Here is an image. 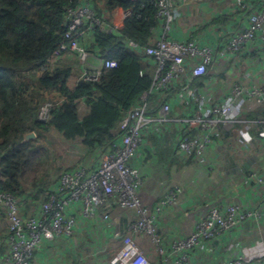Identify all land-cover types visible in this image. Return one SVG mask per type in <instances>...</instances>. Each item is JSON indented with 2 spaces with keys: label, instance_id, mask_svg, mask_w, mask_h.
<instances>
[{
  "label": "built area",
  "instance_id": "built-area-1",
  "mask_svg": "<svg viewBox=\"0 0 264 264\" xmlns=\"http://www.w3.org/2000/svg\"><path fill=\"white\" fill-rule=\"evenodd\" d=\"M155 1L158 17L163 21L160 38H153L144 48L129 42L133 51L154 63L151 90L125 113L118 124L119 141L103 153L98 168L80 165L63 172L56 190L46 196L38 214L30 217L20 213L18 200L3 192L0 186V207L6 210L9 221L5 243L10 250L11 264H33L35 254L43 252L47 244L72 239L78 230L94 236L97 231L106 229L116 245L109 251L101 249L102 262L153 264L132 236L117 232L113 219L116 210L135 212L136 220L128 230L147 237L155 245L158 264H192L197 250L211 257L214 242L227 235L230 241L224 248L227 257L223 264H264V203L250 209L240 196L224 207L210 205L188 237L174 238L165 246L157 234L156 222L166 207L177 204L182 189L171 190L150 215L139 199L143 177L132 164L143 147L150 146L147 137L176 130L180 133L178 151L186 159H194L201 166L213 169L209 158L215 138L219 135L228 138L244 123L245 129L240 135L243 148L249 153L244 154V158H254L252 151L258 152V161L252 164L246 180L256 184L258 197L264 199V120L245 118L248 110L264 104V0L259 7L248 10V16L240 19L237 28L221 36L217 47L202 45L193 39H169L168 34L177 20V4L174 0ZM130 15L131 11H123L122 18L113 21L107 16L99 17L86 0L69 9L65 42L55 50L49 62L54 65L65 54L75 53L86 69L80 79L99 82L104 71L116 68L117 62L102 61L90 70L91 54L74 35L83 38L95 29L119 34ZM85 29L86 33L81 32ZM247 55L259 58V70L233 81L227 92L221 91L225 70L228 73L231 67L240 69ZM151 97L155 98L154 102ZM173 102L182 107L177 116ZM52 107L51 103L41 107L38 119L42 123L50 121ZM203 198L211 200L213 196ZM248 225L260 237L255 243L259 259L253 263L239 246Z\"/></svg>",
  "mask_w": 264,
  "mask_h": 264
},
{
  "label": "trees",
  "instance_id": "trees-1",
  "mask_svg": "<svg viewBox=\"0 0 264 264\" xmlns=\"http://www.w3.org/2000/svg\"><path fill=\"white\" fill-rule=\"evenodd\" d=\"M84 1L0 0V186L14 197L25 196L29 183L44 188L46 177L38 174L47 134L79 142L88 153H104L119 141L118 124L125 113L151 90L154 63L133 51L129 42L144 48L153 38H160L163 21L155 0H86L99 17H108L117 9L131 11L119 34L99 29L87 32L93 37L87 48L91 56L100 62H117L116 68L104 71L99 82L80 79L86 70L81 65L77 82L71 85L75 68L61 60L68 54L77 57L75 53L65 54L54 65L49 62L65 42L68 10ZM227 18L217 17L210 23H223ZM75 36L83 45V38ZM45 103L53 105L48 123L38 119ZM81 105L88 108L86 115L80 113ZM245 118L264 120V104L248 110ZM30 133L36 137L24 141Z\"/></svg>",
  "mask_w": 264,
  "mask_h": 264
},
{
  "label": "crops",
  "instance_id": "crops-1",
  "mask_svg": "<svg viewBox=\"0 0 264 264\" xmlns=\"http://www.w3.org/2000/svg\"><path fill=\"white\" fill-rule=\"evenodd\" d=\"M177 4V20L168 34L169 39L187 41L193 39L202 45L218 46L220 37L226 36L228 31L237 28L240 19L248 16V10L260 6L262 0H174ZM123 10H114L108 18L115 20L122 18ZM227 16V21L211 24L214 18ZM240 21V22H239ZM210 23V24H209ZM162 34V29L161 33ZM224 39V38H223ZM226 39V38H225ZM83 45L88 48L92 45L93 37L89 33L83 36ZM255 55L244 57L245 63L241 68H229L222 75L223 85L220 89L227 92L233 81L247 74L257 72L260 61ZM61 62L71 64L75 68V76L71 80L74 86L77 76L81 73V64L73 54L66 55ZM60 62V63H61ZM100 64V60L91 56L88 61L90 70H94ZM173 110L181 113L182 107L176 102L172 104ZM85 107V106H84ZM86 115L89 110L85 107ZM249 120V119H246ZM255 121V120H249ZM245 124L239 125L238 131L233 132L229 139L222 135L215 138L211 148L210 163L213 169L201 166L194 159H186L178 151V138L180 133L176 130L164 131L161 134L147 137L150 146H144L142 151L133 160L132 164L143 177V186L139 191V199L150 215L155 213L157 205L165 199L168 193L180 187L182 194L175 206L166 207L159 215L156 229L159 238L165 246H168L174 238L188 237L209 209L210 205L225 206L234 197H243L247 207L254 209L264 203L259 198L258 188L254 182H249L246 177L252 164L258 161L257 151H252L253 157L244 158L249 154L243 148L241 131ZM59 145L62 147L65 165H57L58 174L42 179L44 188H35L33 183L26 185V195L15 197L19 203V211L25 217L38 214L46 196L56 190L58 178L64 171L72 170L80 165L90 166L97 169L103 152L88 153L81 143H69L60 137ZM145 140V139H144ZM228 141V142H227ZM245 154V155H244ZM62 165V166H61ZM212 195L213 199L203 198ZM241 200V199H240ZM251 204V205H250ZM116 230L121 234L120 228L126 223L125 232L121 235L132 236L145 250L147 257L153 264H158L159 257L155 245L145 236L130 232L129 226L135 222L136 214L133 211L116 210L113 213ZM9 234V221L7 212L0 207V264H11L10 250L5 243ZM229 236V237H228ZM260 240L255 229L248 225L245 233L240 238L239 246L247 256L248 261L253 263L259 259L255 243ZM230 241V235L221 236L214 242L213 254L207 257L200 250L194 254L192 264H223L227 257L224 248ZM264 241V235H263ZM116 240L107 231H97L94 236L84 231H77L72 239L57 240L46 245L45 250L36 253L33 264H105L101 261V249L108 251L114 248ZM261 248V247H260Z\"/></svg>",
  "mask_w": 264,
  "mask_h": 264
},
{
  "label": "rangeland",
  "instance_id": "rangeland-1",
  "mask_svg": "<svg viewBox=\"0 0 264 264\" xmlns=\"http://www.w3.org/2000/svg\"><path fill=\"white\" fill-rule=\"evenodd\" d=\"M85 110L86 108L83 105H81L80 113L82 115L85 114ZM191 114H192V111L190 112V115ZM47 137H48V141L45 142L43 149H42V155H43L42 159L43 160L41 162V165H39L42 171L39 172L38 174L39 178L48 177L45 175V172H47V175H54V177H57V175L60 174L57 172L59 168L57 165H60L59 163L62 164L63 162H65L63 159L66 158V156L63 155L64 153H63L62 147L59 145L61 136L56 133H49L47 134ZM62 165H65V163Z\"/></svg>",
  "mask_w": 264,
  "mask_h": 264
},
{
  "label": "water",
  "instance_id": "water-1",
  "mask_svg": "<svg viewBox=\"0 0 264 264\" xmlns=\"http://www.w3.org/2000/svg\"><path fill=\"white\" fill-rule=\"evenodd\" d=\"M35 137H36V136H35L34 133L27 134V135H25V137H24V141H29L30 139H34ZM126 227H127V225H126V223H125L124 226H122V227L120 228V232H121V234H123V233L125 232Z\"/></svg>",
  "mask_w": 264,
  "mask_h": 264
}]
</instances>
